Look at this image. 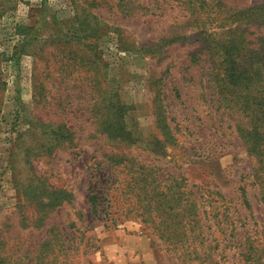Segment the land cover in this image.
I'll return each instance as SVG.
<instances>
[{"label": "rangeland", "instance_id": "374dc122", "mask_svg": "<svg viewBox=\"0 0 264 264\" xmlns=\"http://www.w3.org/2000/svg\"><path fill=\"white\" fill-rule=\"evenodd\" d=\"M94 1L0 0L1 253L35 257L52 246L45 264H170L158 236L129 207L134 183L127 182L143 163L163 178L186 179L205 198L218 191L264 242V208L248 175L254 160L210 101V60L205 53L191 60L199 43L189 29L183 40L160 42L184 20L176 2L139 0L148 9L124 17L117 0ZM92 27V52L80 39L65 43L68 32ZM72 49L100 59L94 66ZM114 93L128 106L130 138L108 137L99 126L97 108ZM159 104L175 125L187 126L176 131L182 144L162 142ZM113 154L135 158L124 166ZM92 188L100 192L95 206Z\"/></svg>", "mask_w": 264, "mask_h": 264}, {"label": "trees", "instance_id": "16d2710c", "mask_svg": "<svg viewBox=\"0 0 264 264\" xmlns=\"http://www.w3.org/2000/svg\"><path fill=\"white\" fill-rule=\"evenodd\" d=\"M168 1L176 2L184 20L175 25L177 29L172 26L171 32L162 34L160 42L180 41L187 38V29L193 32L190 36L199 47L191 53V60L199 62L202 53L210 60L206 68L208 88H212L214 95L210 101L216 103L218 110L222 109L221 116L227 117L225 121H232L235 133L253 158L248 175L253 179L251 184L258 187L259 201L264 208V0L246 6L239 5L238 0ZM94 3L99 4L97 0ZM115 7L124 17L148 9L139 0H117ZM95 34L93 27L90 32H68L65 43L80 39L92 52L93 43L88 39ZM68 52L74 57L79 55L74 49ZM83 59L95 66L100 56L84 52L79 55V60ZM172 91L177 97L181 96L174 85ZM113 99L105 104L106 111L97 108L100 118L103 117L99 126L108 137L130 138L125 122L128 106L116 93ZM159 105L156 126L161 131L162 142L172 147L182 144L183 139L176 131L187 126L175 125L174 118L168 119ZM182 115V119L189 116L186 111ZM113 155L116 156L113 162L124 163V166L127 160L135 158ZM134 169L141 173L134 182H127L134 183L128 186L135 197V203L130 202L129 207L136 209L141 221L158 236L164 250L173 258L170 264H264V242L255 236L254 224L248 228L239 224L240 220L229 213L231 206H224L226 198L218 191L211 190L205 198L201 189L188 188L186 179L175 174L163 178L153 171L154 167L149 168L144 163ZM135 184H138L136 192ZM246 192L242 190L244 200ZM99 194L92 188L89 201L93 206L101 199ZM247 206L250 207L248 202ZM50 249L52 246L44 247L35 257L12 256L0 251V264H45V260L51 262Z\"/></svg>", "mask_w": 264, "mask_h": 264}]
</instances>
